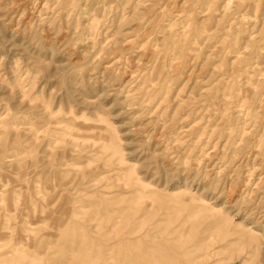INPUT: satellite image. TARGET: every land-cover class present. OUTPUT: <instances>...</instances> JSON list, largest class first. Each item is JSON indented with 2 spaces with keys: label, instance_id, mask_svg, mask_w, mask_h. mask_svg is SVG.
<instances>
[{
  "label": "rangeland",
  "instance_id": "obj_1",
  "mask_svg": "<svg viewBox=\"0 0 264 264\" xmlns=\"http://www.w3.org/2000/svg\"><path fill=\"white\" fill-rule=\"evenodd\" d=\"M0 264H264V0H0Z\"/></svg>",
  "mask_w": 264,
  "mask_h": 264
}]
</instances>
